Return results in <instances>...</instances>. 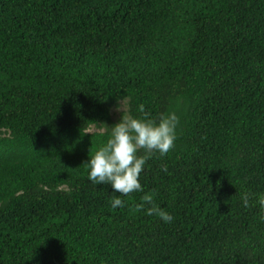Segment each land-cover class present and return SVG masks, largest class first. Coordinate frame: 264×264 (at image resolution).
Here are the masks:
<instances>
[{"label": "trees", "instance_id": "trees-1", "mask_svg": "<svg viewBox=\"0 0 264 264\" xmlns=\"http://www.w3.org/2000/svg\"><path fill=\"white\" fill-rule=\"evenodd\" d=\"M120 99L179 123L113 209ZM262 200L264 0H0V264H264Z\"/></svg>", "mask_w": 264, "mask_h": 264}, {"label": "clouds", "instance_id": "clouds-1", "mask_svg": "<svg viewBox=\"0 0 264 264\" xmlns=\"http://www.w3.org/2000/svg\"><path fill=\"white\" fill-rule=\"evenodd\" d=\"M125 109L126 102L123 99L118 100L116 111L122 113L120 121L112 127L103 126L97 129L99 134L107 133L108 138L84 164L88 168L90 183L108 184L114 192L120 194L112 195L113 209L124 206L122 196L143 191L140 174L153 154L165 156L175 147L179 123L174 112L160 117L159 120H152L136 118L131 114L124 115ZM140 111H143V106ZM146 199L151 202V198ZM243 199L247 206V197ZM148 214L159 217L165 223L173 220L171 214L155 205L148 209Z\"/></svg>", "mask_w": 264, "mask_h": 264}, {"label": "rangeland", "instance_id": "rangeland-1", "mask_svg": "<svg viewBox=\"0 0 264 264\" xmlns=\"http://www.w3.org/2000/svg\"><path fill=\"white\" fill-rule=\"evenodd\" d=\"M117 116H118V112H117V114H116Z\"/></svg>", "mask_w": 264, "mask_h": 264}]
</instances>
